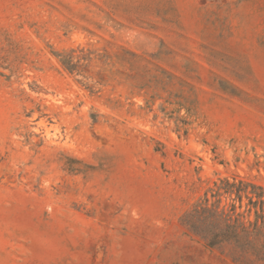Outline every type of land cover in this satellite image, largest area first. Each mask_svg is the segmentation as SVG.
Returning <instances> with one entry per match:
<instances>
[{
  "label": "rangeland",
  "instance_id": "374dc122",
  "mask_svg": "<svg viewBox=\"0 0 264 264\" xmlns=\"http://www.w3.org/2000/svg\"><path fill=\"white\" fill-rule=\"evenodd\" d=\"M225 178L264 188V0H0V264H235L182 223Z\"/></svg>",
  "mask_w": 264,
  "mask_h": 264
},
{
  "label": "trees",
  "instance_id": "16d2710c",
  "mask_svg": "<svg viewBox=\"0 0 264 264\" xmlns=\"http://www.w3.org/2000/svg\"><path fill=\"white\" fill-rule=\"evenodd\" d=\"M226 203L221 205L222 200ZM188 231L207 247H226L235 264H264V188L218 180L185 213Z\"/></svg>",
  "mask_w": 264,
  "mask_h": 264
}]
</instances>
